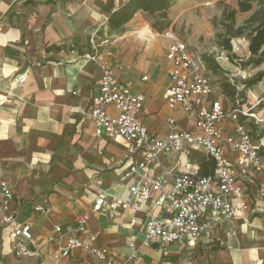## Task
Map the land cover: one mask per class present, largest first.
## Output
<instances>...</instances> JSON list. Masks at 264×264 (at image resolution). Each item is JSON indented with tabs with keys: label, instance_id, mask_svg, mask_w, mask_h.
<instances>
[{
	"label": "crops",
	"instance_id": "obj_1",
	"mask_svg": "<svg viewBox=\"0 0 264 264\" xmlns=\"http://www.w3.org/2000/svg\"><path fill=\"white\" fill-rule=\"evenodd\" d=\"M127 1L0 0V182L11 186L16 198L13 211L18 221L30 225L33 236L25 242L30 254L16 258L0 228V264H82L87 258L78 252L60 257L65 236L53 243L47 241L53 227L74 228L76 217L91 208L101 191L126 198L128 186L138 179L123 175L130 164L140 161V154L130 153L120 139L94 134L87 112L97 93L99 70L85 61L83 54L94 46L116 50L112 51L122 64L121 79L145 95L143 122L158 131L164 126V113L168 114L162 95L168 84L164 53L170 40L163 33L174 31L188 42L195 41L211 31V21L219 18L226 6L238 11L237 0H178L165 12H137L125 32L109 41L107 16ZM254 11L255 5L248 12H237L235 20ZM147 16L167 20L168 28L157 33ZM143 28L153 36L141 39L138 32ZM156 48L160 52L157 57ZM157 60L165 65L160 82L155 76ZM19 74L26 76L21 84L15 81ZM144 75L148 82H141ZM231 127L228 121L222 124L225 132ZM261 140L264 145V138ZM200 157L198 151L191 150L181 161L198 168ZM160 163L167 166L169 162L160 158ZM158 171L160 167H151L148 175ZM245 187L250 202L247 223L236 221L233 234L226 237L229 226L221 224L214 240L146 249L145 264H178L189 259L201 264H264V166L247 178ZM37 206L48 208V212L35 211ZM148 208L149 203L143 204V209ZM132 216L126 213L111 218L98 213L88 222L98 243L119 263L130 254L128 241L133 239L138 245L142 240L144 215L136 213L137 223L131 228ZM214 246L219 249L213 250Z\"/></svg>",
	"mask_w": 264,
	"mask_h": 264
},
{
	"label": "built area",
	"instance_id": "obj_2",
	"mask_svg": "<svg viewBox=\"0 0 264 264\" xmlns=\"http://www.w3.org/2000/svg\"><path fill=\"white\" fill-rule=\"evenodd\" d=\"M163 36L170 40L164 53L168 84L162 95L168 114L158 131L150 130L143 122L145 95L135 92L131 82L121 79L122 64L115 55L95 46L83 54V59L99 70L97 93L91 97L87 112L95 136L120 139L130 153H139L141 159L124 172V178L138 176L128 186L126 198L101 191L91 208L76 217L74 228L63 230L58 224L53 227L48 242L65 236L60 246L61 258L78 252L87 258L82 264H145L146 249L195 246L202 239H216L221 224L229 226V237L236 221L247 223L250 202L245 182L264 166V145L261 139L253 138L252 127L264 122V117L255 113L256 105L226 107L223 97L214 93L201 55L174 31H165ZM25 79V74L15 77L18 84ZM148 81L147 75L141 77V82ZM225 121L232 123L228 132L222 128ZM191 150L198 151L200 158L213 161L211 176H201L197 167L181 161ZM160 158H166L168 165L163 166ZM154 166L160 167V171L149 176L148 170ZM15 199L11 186L0 182L2 239H7L11 254L22 258L30 254L25 242L32 241L33 236L30 225L18 221L13 211ZM145 203H149L146 210ZM34 210L48 212L42 206ZM139 212L144 215L142 240L138 245L133 239L128 241L130 254L119 263L107 247L98 243L97 233L88 227L89 219L98 213H107L111 218L130 213L133 216L128 225L132 228L137 223L134 215ZM178 264L201 263L189 259Z\"/></svg>",
	"mask_w": 264,
	"mask_h": 264
},
{
	"label": "trees",
	"instance_id": "obj_3",
	"mask_svg": "<svg viewBox=\"0 0 264 264\" xmlns=\"http://www.w3.org/2000/svg\"><path fill=\"white\" fill-rule=\"evenodd\" d=\"M178 0H128L118 9L110 12L107 16V38L114 39L121 36L125 32L126 24L133 18V16L143 11L149 15L158 12H165L170 9ZM253 4L258 6V9L246 20L243 26H236L235 16L237 12L245 13L252 9ZM238 11L225 7L219 19H213L212 25L216 29L215 39L216 44L222 50L230 55L232 51L231 40L243 36L245 30H248V52L252 58L248 60L246 65H253L258 67L264 61V0H237ZM165 19V17H164ZM169 26L167 20L156 22L152 28L158 33L163 32ZM102 32L98 33L101 36ZM56 50L64 48L57 47ZM201 61L210 72L217 73L220 71V66L211 56L201 55ZM264 79V73L259 72L254 77L243 82L245 88H251ZM220 95L227 100L234 101L236 96L240 93L236 90L234 85L222 82L219 85ZM261 136L259 139H262ZM198 174L201 176H211L214 171V164L212 160L200 158L197 164ZM213 250L219 249L217 246Z\"/></svg>",
	"mask_w": 264,
	"mask_h": 264
},
{
	"label": "rangeland",
	"instance_id": "obj_4",
	"mask_svg": "<svg viewBox=\"0 0 264 264\" xmlns=\"http://www.w3.org/2000/svg\"><path fill=\"white\" fill-rule=\"evenodd\" d=\"M257 9L258 6L255 5V10ZM250 16L251 15H247V17H238V19H236V26H243L246 20L250 18ZM201 17V14H197V18L199 20H201ZM145 19L149 22L151 27L156 22H159V20H156L155 18H152L150 16H147ZM181 28L183 29L184 27ZM248 32V30H245L242 37L231 40L232 51L230 55L233 56L232 58L228 55L226 51L222 50L220 47L217 46L215 39L216 29L213 27L212 21L211 31L208 34L200 37H195V41L187 42L189 43V46L195 49L200 55L213 57L217 64L220 66V71H218L217 73L209 71L208 75L213 85V88L215 89L214 93H216V95H220L219 85L222 82L234 85L236 87V90L240 93L239 96L235 97V100L233 102L223 97L222 99L226 107H232L238 104L239 106L249 108L251 105H256L255 111L256 113L261 115L262 113H264V79L258 84L252 86L251 88H245L243 85V82L254 77L257 73H264V61L258 67H254L252 64L246 65L248 60L252 58L251 54L248 52ZM109 41H113V39H110ZM106 50H109L112 53L113 51H116L112 49V47L111 50ZM154 53L157 57L158 54H160L159 49L156 48ZM156 64L157 67L155 69V76L157 78V81L160 82L161 78L164 76L165 65L159 62L158 60ZM142 65L146 66L147 63H144ZM216 95L215 98H218V96ZM166 115L167 113H164V117ZM262 117L264 116L262 115ZM252 135L255 140H258L261 136H263L262 138H264V122L259 124V126L257 127H252Z\"/></svg>",
	"mask_w": 264,
	"mask_h": 264
},
{
	"label": "bare ground",
	"instance_id": "obj_5",
	"mask_svg": "<svg viewBox=\"0 0 264 264\" xmlns=\"http://www.w3.org/2000/svg\"><path fill=\"white\" fill-rule=\"evenodd\" d=\"M138 36L141 38V39H148L150 37H152V33L149 32L148 29H142L140 32H138ZM235 46V45H234Z\"/></svg>",
	"mask_w": 264,
	"mask_h": 264
}]
</instances>
